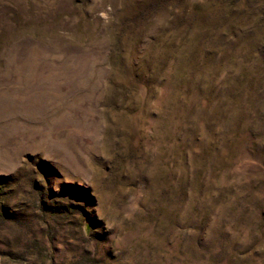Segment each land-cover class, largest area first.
Here are the masks:
<instances>
[{
	"label": "rangeland",
	"instance_id": "obj_1",
	"mask_svg": "<svg viewBox=\"0 0 264 264\" xmlns=\"http://www.w3.org/2000/svg\"><path fill=\"white\" fill-rule=\"evenodd\" d=\"M0 264H264V0H0Z\"/></svg>",
	"mask_w": 264,
	"mask_h": 264
}]
</instances>
